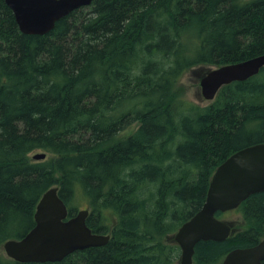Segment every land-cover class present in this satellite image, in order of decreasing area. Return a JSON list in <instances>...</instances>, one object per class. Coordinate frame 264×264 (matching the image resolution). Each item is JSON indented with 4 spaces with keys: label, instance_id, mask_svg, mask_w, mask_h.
I'll use <instances>...</instances> for the list:
<instances>
[{
    "label": "trees",
    "instance_id": "trees-1",
    "mask_svg": "<svg viewBox=\"0 0 264 264\" xmlns=\"http://www.w3.org/2000/svg\"><path fill=\"white\" fill-rule=\"evenodd\" d=\"M262 54L264 0H93L41 36L22 34L0 0V251L58 187L68 215L89 209L87 226L110 239L43 264H172L166 237L201 208L215 169L264 143V68L204 107L180 80ZM232 212L241 223L198 242L193 264L264 239V192Z\"/></svg>",
    "mask_w": 264,
    "mask_h": 264
},
{
    "label": "water",
    "instance_id": "water-1",
    "mask_svg": "<svg viewBox=\"0 0 264 264\" xmlns=\"http://www.w3.org/2000/svg\"><path fill=\"white\" fill-rule=\"evenodd\" d=\"M18 28L25 35H45L57 21L74 10L90 6L93 0H4ZM264 68V54L207 69L199 75L201 96L213 101L219 90L233 82L246 81ZM200 73V71H198ZM46 159V153L32 156ZM264 192V143L244 147L230 155L214 171L201 208L172 236L180 248V264H193L194 248L200 241L222 242L233 232V224L220 220L216 213L237 209L251 195ZM67 205L52 187L40 197L34 227L20 239L2 244L7 258L17 263L60 262L76 251L102 247L109 235L92 233L87 226L88 209L69 216ZM220 264H264V240L247 248H234Z\"/></svg>",
    "mask_w": 264,
    "mask_h": 264
},
{
    "label": "rangeland",
    "instance_id": "rangeland-1",
    "mask_svg": "<svg viewBox=\"0 0 264 264\" xmlns=\"http://www.w3.org/2000/svg\"><path fill=\"white\" fill-rule=\"evenodd\" d=\"M212 68H215V67H209L207 69H212ZM198 71H200V73ZM201 73H203L202 69H197V68L185 73L183 75V77L181 78L179 85H180V88L182 89V92H184L183 93V99H185V100H187L193 104L204 107V106L210 104L211 101H205L201 96V89H200V84H199V75ZM134 130H135V125L131 126L127 130L122 132L120 135L121 136H127L130 133H132ZM37 153H42V152L41 151H35V152L31 153L29 155L30 159H33L32 156L34 154H37ZM46 157H49V154H46ZM80 204H83V202ZM85 207H86V204H84V208ZM78 209H82V206L80 205L78 207ZM221 219L223 221L235 223L237 226L239 223H241L240 222L241 217L239 216V214L234 213V212H229V213L224 214ZM0 255L6 257L3 249H1ZM178 260H179V253L177 256V260H173L172 264H177Z\"/></svg>",
    "mask_w": 264,
    "mask_h": 264
},
{
    "label": "flooded vegetation",
    "instance_id": "flooded-vegetation-1",
    "mask_svg": "<svg viewBox=\"0 0 264 264\" xmlns=\"http://www.w3.org/2000/svg\"><path fill=\"white\" fill-rule=\"evenodd\" d=\"M179 227H180V226H179ZM179 227H178V229H179ZM178 229H177V230H178ZM177 230H176V231H177ZM176 231H175V232H176ZM175 232L172 233V234H170V235H168V236L166 237V240H168V243L171 244V246H174V247H175L176 256H178V253H179V260H178V263H177V264H180V254H181V252H180V248H179V246L174 242V240H173V238H172V236L175 234ZM262 240H264V239H262ZM262 240H260V241H262ZM260 241H259V242H260ZM259 242H258V243H259ZM258 243H257V244H258ZM257 244H255V245H257ZM255 245H254V246H255ZM251 247H252V246H251ZM176 260H177V259H176Z\"/></svg>",
    "mask_w": 264,
    "mask_h": 264
}]
</instances>
